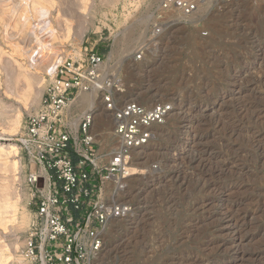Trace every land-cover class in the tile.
<instances>
[{"label":"rangeland","instance_id":"374dc122","mask_svg":"<svg viewBox=\"0 0 264 264\" xmlns=\"http://www.w3.org/2000/svg\"><path fill=\"white\" fill-rule=\"evenodd\" d=\"M66 1L43 3L52 32L36 24V0H0V206L8 197L13 204L0 207L2 264H25L35 212L20 146L26 120L41 104L48 68L58 56L85 57L86 48L121 78L118 105H173L134 153L136 173L108 186L133 211L110 224L104 264H264V0H205L192 19L176 17L159 35L152 30L161 0H71L77 15ZM96 95L106 119L92 129L107 154L117 145L114 118ZM81 109L72 103L69 120Z\"/></svg>","mask_w":264,"mask_h":264},{"label":"built area","instance_id":"2783aa9c","mask_svg":"<svg viewBox=\"0 0 264 264\" xmlns=\"http://www.w3.org/2000/svg\"><path fill=\"white\" fill-rule=\"evenodd\" d=\"M204 1L161 0L154 14V35L177 24L176 17L188 22ZM86 50L85 57H64L48 68L41 104L28 115L21 133V150L29 163L27 182L36 205L22 249L25 264H104L110 224L133 211V205L117 200L108 186L124 185L136 173L134 153L151 143L156 127L165 124L173 110L165 101L147 106L128 100L118 105L115 95L123 90L121 78L107 69L103 54ZM142 56L140 49L136 60ZM90 91L101 93L113 113L117 145L107 154L99 152L92 111L82 115L77 130L69 122L70 105L80 93Z\"/></svg>","mask_w":264,"mask_h":264},{"label":"bare ground","instance_id":"6f19581e","mask_svg":"<svg viewBox=\"0 0 264 264\" xmlns=\"http://www.w3.org/2000/svg\"><path fill=\"white\" fill-rule=\"evenodd\" d=\"M29 1V0H28ZM55 0H36V2L34 3V2H32V3H34L33 5V9L35 10V11H33L34 13H35V15H36V24H39V26H40V24L44 27V28H49L50 29V31H54L55 29H52L51 28V25L50 24H48V23H51V22H48L46 19H45V9H44V6H43V3H49V4H51L53 7H55V5H56V3L54 2ZM57 1V0H56ZM66 1V0H65ZM25 2V1H24ZM66 2H68V3H66ZM66 2H64V3H66L67 4V8H66V10L67 11H69L71 14H75L76 13V15H77V12H76V10H75V7H73L74 6V3L73 2H75V1H71V0H69V1H66ZM28 3V2H27ZM63 3H59V6H61ZM224 5H225V3H224ZM234 5V4H233ZM56 11H62V9L60 8V7H58V5L56 6V9H55ZM226 10V9H225ZM48 11V10H47ZM51 13V12H50ZM48 15V14H47ZM34 16V15H33ZM32 16V17H33ZM30 17V16H29ZM35 17V16H34ZM238 17V16H237ZM240 18V17H239ZM28 19V18H27ZM239 20V19H238ZM55 21H56V19H55ZM68 22H71L70 20H67ZM236 21V20H235ZM26 22V21H25ZM60 22H62V21H60ZM59 22V20H58V24L60 23ZM236 22H238V21H236ZM240 22V21H239ZM238 22V23H239ZM1 23V22H0ZM237 23V24H238ZM61 24V23H60ZM5 25V24H4ZM24 25V24H23ZM63 25V24H62ZM25 26V25H24ZM56 26H57V24H56ZM71 26V25H70ZM55 27V26H54ZM34 28H36V27H34ZM59 28V27H58ZM39 29V28H38ZM34 30V29H33ZM47 30V29H46ZM31 31H32V29H31ZM52 31V32H53ZM56 32V31H55ZM50 33V32H49ZM12 34V33H11ZM35 34V33H34ZM52 34H55V33H51V35ZM57 35V34H56ZM27 36H29V35H27ZM27 36H25V37H27ZM34 36V35H33ZM40 36V35H39ZM43 36V35H42ZM32 37V36H31ZM5 38V37H4ZM33 38H35V42H37V44L39 45V49L41 50V48H43L44 47V42L42 41V40H40L41 38H39L38 36H35V37H33ZM28 39H30V37L28 38ZM21 41V40H20ZM33 41H34V39H33ZM7 43H9L10 42V40H9V42L8 41H6ZM30 43V42H29ZM6 44V43H5ZM17 44H15V46H16ZM21 45V44H20ZM18 46V45H17ZM24 47V46H23ZM122 48V47H121ZM14 49V48H13ZM22 49V48H21ZM120 49V48H119ZM10 50V49H9ZM16 49H14L13 50V52L15 51ZM23 50V52L25 53V55H27V53H28V51H26L25 49H22ZM22 52V51H21ZM22 52V53H23ZM117 52V51H116ZM18 53V52H17ZM118 53V52H117ZM4 54V52H2V50L0 49V58L2 57V55ZM20 54V53H19ZM18 54V55H19ZM12 55V54H11ZM22 55V54H21ZM20 55V56H21ZM24 55V54H23ZM22 55V57H24ZM4 56V55H3ZM9 56H10V54H9ZM28 57L30 56V55H27ZM6 57H4V59H5ZM2 59L4 62H5V60L6 61H8V63H9V60H7V59ZM12 59V58H11ZM58 60H57V62L60 60V56H58V58H57ZM2 62V61H1ZM6 63V62H5ZM11 63V62H10ZM9 63V64H10ZM35 63V62H34ZM56 63V62H55ZM55 63H53V64H55ZM8 64V65H9ZM7 65V67H9ZM11 65V64H10ZM5 66V65H4ZM6 67V66H5ZM4 67V68H5ZM18 67H19V65H18ZM10 69V68H9ZM25 69V68H24ZM8 70V69H7ZM9 71V70H8ZM25 72V71H24ZM5 73V72H4ZM21 80V79H20ZM23 80V79H22ZM22 85V84H21ZM24 85V84H23ZM9 88V87H8ZM4 89H6V88H4ZM10 89V88H9ZM11 90V89H10ZM9 90V91H10ZM8 91V90H7ZM12 91V90H11ZM96 92L97 91H90V92H83V93H80L79 95H78V97H77V99L74 101V102H77L78 101V104H80V106L82 107V109L81 110H85V111H92L93 112V116H94V120L96 119V120H99L100 122L101 121H104L105 119H106V111H105V109H104V107H103V104H102V102H100V101H98V98L96 97L97 95H96ZM146 99V98H145ZM143 100V99H142ZM73 102V103H74ZM83 114H84V112H83ZM184 114V113H183ZM69 116V115H68ZM177 116V115H176ZM71 118V120H69V121H71V123L73 124V126H74V128H75V130H77V128H78V124H79V121H80V119L82 118V114H77V115H75V116H70ZM162 135V134H161ZM139 151V150H138ZM191 152V151H190ZM17 165V164H16ZM15 166V165H14ZM13 166V167H14ZM3 191V190H2ZM6 191V189L4 190V192ZM9 191V190H8ZM1 193V192H0ZM6 194H9V193H6ZM10 194H12V193H10ZM0 195H2V194H0ZM3 196V195H2ZM1 196V197H2ZM4 196H5V194H4ZM9 196V195H8ZM7 197V196H6ZM6 197H4V198H6ZM10 197H12V195L10 196ZM4 198H2V199H4ZM1 199V198H0ZM6 200V199H5ZM4 200V201H5ZM10 199H9V197H8V200L7 201H5V203H2V205L4 204V207L5 208H8V207H13V204H11L10 203V201H9ZM13 203V202H12ZM1 205V206H2ZM14 205H15V203H14ZM0 206V207H1ZM4 207L2 208L1 207V210L2 209H4ZM1 210H0V214H3V212H1ZM8 210V209H7ZM2 211H6L5 209L4 210H2ZM8 217H10V216H8ZM2 218V217H1ZM13 218V217H12ZM4 220V219H3ZM10 220H12V219H10ZM23 221H25V218H23ZM9 252V251H8ZM2 253H0V255H1ZM4 256V255H3ZM7 257H8V255H7ZM3 257L2 256H0V264H2V261H3ZM6 259H8V258H6ZM3 263H4V261H3Z\"/></svg>","mask_w":264,"mask_h":264},{"label":"trees","instance_id":"16d2710c","mask_svg":"<svg viewBox=\"0 0 264 264\" xmlns=\"http://www.w3.org/2000/svg\"><path fill=\"white\" fill-rule=\"evenodd\" d=\"M75 156V155H74ZM75 158V157H74Z\"/></svg>","mask_w":264,"mask_h":264}]
</instances>
